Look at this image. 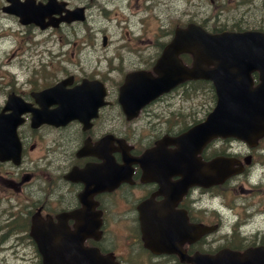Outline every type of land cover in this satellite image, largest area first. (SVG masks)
<instances>
[{
    "label": "flooded vegetation",
    "instance_id": "af4514ba",
    "mask_svg": "<svg viewBox=\"0 0 264 264\" xmlns=\"http://www.w3.org/2000/svg\"><path fill=\"white\" fill-rule=\"evenodd\" d=\"M176 11L177 25L212 34L264 33V0H178ZM150 15V0H0V220L14 218L33 259L41 255L32 219L52 252L78 245L112 264L264 249V135L252 143L195 135L183 159V134L213 105L211 81L184 79L134 105L132 117L119 101L124 85L155 75L172 35L151 29ZM179 57L190 64L188 52ZM246 75L259 82L257 68ZM203 97L207 108L198 107ZM162 138L161 155L141 157ZM216 156L239 171L215 185L194 182L205 175L197 161Z\"/></svg>",
    "mask_w": 264,
    "mask_h": 264
},
{
    "label": "water",
    "instance_id": "95a60500",
    "mask_svg": "<svg viewBox=\"0 0 264 264\" xmlns=\"http://www.w3.org/2000/svg\"><path fill=\"white\" fill-rule=\"evenodd\" d=\"M193 27H188L187 31L176 30V35L168 47L164 50L159 62L164 68H167V62L171 61L174 66L179 67L173 59L176 50L184 47L180 40L189 37ZM213 46L211 48L212 60L217 66V71L228 69V61H235L237 66L243 63H264V49L253 43L247 49H241L238 46L239 37H218L213 36ZM257 40L258 39H254ZM175 47V48H174ZM186 49H193L191 44L185 46ZM264 48V47H263ZM198 68L207 58L204 52L194 49ZM245 69V68H237ZM227 78L213 75L214 85L217 92V102L210 114V129L213 134H230L238 137L249 138L260 133L264 124V82L255 87H251L246 81L234 80L227 72ZM161 76L160 78L164 77ZM206 77V74L202 75ZM216 164L223 165L221 160H214L210 168H216ZM227 165V162L225 163ZM231 171V169L229 170ZM228 174L225 167L224 172H214L213 181L223 179ZM196 264H264V252L256 250H247L240 254L236 251L222 250L211 256H198ZM52 262L43 259L42 264H51ZM69 264H82L81 261H69Z\"/></svg>",
    "mask_w": 264,
    "mask_h": 264
},
{
    "label": "rangeland",
    "instance_id": "374dc122",
    "mask_svg": "<svg viewBox=\"0 0 264 264\" xmlns=\"http://www.w3.org/2000/svg\"><path fill=\"white\" fill-rule=\"evenodd\" d=\"M153 3L156 5L153 6ZM177 5L178 0H151L150 28L162 30V36L165 35L164 30L170 31L174 25L179 23ZM150 35L152 39L153 32H150ZM198 104L199 108H207V98H199ZM9 243L10 241H6L0 244V264H36L35 261L14 256L11 251L13 247Z\"/></svg>",
    "mask_w": 264,
    "mask_h": 264
}]
</instances>
